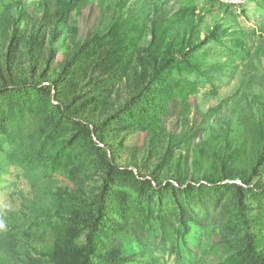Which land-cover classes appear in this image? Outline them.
Segmentation results:
<instances>
[{"label":"rangeland","instance_id":"1","mask_svg":"<svg viewBox=\"0 0 264 264\" xmlns=\"http://www.w3.org/2000/svg\"><path fill=\"white\" fill-rule=\"evenodd\" d=\"M226 1L0 0V264H81L100 209L90 264H257L246 234L264 253V161L252 177L264 152V0ZM183 3L198 46L171 50L182 32H167L178 72L145 92L153 25ZM124 17L131 26L101 40ZM54 97L95 124L137 105L136 121L102 129L116 163ZM241 180L246 224L226 184Z\"/></svg>","mask_w":264,"mask_h":264},{"label":"trees","instance_id":"2","mask_svg":"<svg viewBox=\"0 0 264 264\" xmlns=\"http://www.w3.org/2000/svg\"><path fill=\"white\" fill-rule=\"evenodd\" d=\"M212 4H219L220 2L218 1H213V0H207ZM130 20L127 17H124L122 21L116 23L115 28L111 29V31L104 37L101 38V40H107L110 39V37H112L118 26L121 24H125L124 27L127 26H131L129 24ZM196 25H197V19L195 17V9L194 7L190 6V5H186L185 3H183L179 9L177 10L176 13H174V15H172L171 17L161 20V21H156L153 25V30H152V37L151 39L147 42H149L148 44V52L150 54V60L152 62L153 65V71L151 73H148L145 75L146 81L144 83V87L145 92L149 91V87L152 83V81L157 77L160 78L161 76H163L164 74V70L169 68L172 72V74L178 72V70H176L175 67H171V61L173 60V53L168 52V54H165V50H164V46L166 43L170 42L171 39L168 36L167 32H171L172 29H176L180 30V32H182L179 37L177 38L176 41H174L171 50H173V48L175 46H184V45H188V47L190 48L189 50H191V52L198 46L196 43H193L192 41L194 40V34L196 33ZM123 27V28H124ZM221 33H219L217 30H214L213 32H211V37L213 40L217 41L219 40V35ZM111 40V39H110ZM120 43H123V41L121 40ZM192 53H190L191 55ZM80 59V54L78 51L75 52V54L72 57V60H69L66 62V64L63 66V69H68L72 66L73 63L78 62ZM17 88H21V84H18V86H16ZM45 88V87H44ZM182 91L183 93H186V90L182 87ZM53 92V90H51L50 88V94ZM90 93V92H89ZM54 99L58 102V104L56 105V108L59 109V111L61 113H63L65 116L68 117V119L76 124H82L84 128H86L88 130V135L90 137V139H92L93 141H95V138L97 139V145L108 155L111 154L112 155V161L113 163H116L117 161V155H116V147L117 145H110L108 144L104 138L102 137V129L109 123L112 124H116L119 123V119L118 117L122 120L121 122H125V120L128 117H131L132 121H136L137 120V116H133L132 112L134 110V108H136V104H134L132 101H128L124 107H122L119 110L115 111L114 115H110L108 116L105 120H102L101 123L99 124H95V123H90L87 122V119H82V116H77V115H73V109L71 108L73 104H75L76 101H73L72 104L71 103H65L64 101H61L59 98L54 97ZM61 102H60V101ZM116 118V119H115ZM82 120L81 122H79V120ZM123 123H120L121 127H125V125ZM110 142V141H109ZM264 161V152L262 151L261 154L258 157L257 163L255 164V166L253 167V174L252 177L254 175V173L256 171H258L260 169V167L262 166ZM112 162L109 165V169L107 171L106 177H105V183L108 185V182L111 180V174L114 171L115 165ZM135 166H137L136 168L140 169L142 168V166H144V164H138L135 163L133 164ZM144 177V176H141ZM147 178V177H146ZM150 178V177H148ZM154 178H156V176L154 175ZM222 180H226V179H221L217 182H209L211 185H216L219 182H222ZM153 181H155L153 179ZM230 182H235V181H230ZM237 182V181H236ZM242 183V185L244 187H240V186H236V185H231L234 187V189L236 190V195H237V199H238V205H239V215L241 217V219L243 220V222H245L246 224V218H245V211H246V205L244 202V194H243V189L247 186L250 185L251 181L248 180H241L239 181ZM175 183L179 186V187H183L185 186L186 182H182V181H175ZM160 184V183H159ZM197 184H199L197 182ZM162 185V184H160ZM168 186L170 187H174L171 183H168ZM189 186V185H186ZM201 186V185H200ZM224 187V186H223ZM106 192H107V187L106 185L104 186L102 192H101V207H104V203H105V196H106ZM102 207V208H103ZM102 218V210H99L98 216L97 218L94 220L93 224H95L91 230L90 233L88 235L87 238V250L82 258L81 264H90V259L92 258V256H94V234L96 233V229L95 226L96 224H98L100 222ZM255 226V223L252 222L251 224L249 223V221L247 220V226ZM246 240L248 243V252L250 254V256L255 259L257 264H264V253L259 252L257 247H256V242L257 240L255 239L254 236H252L251 234H246ZM253 244V245H252Z\"/></svg>","mask_w":264,"mask_h":264},{"label":"water","instance_id":"3","mask_svg":"<svg viewBox=\"0 0 264 264\" xmlns=\"http://www.w3.org/2000/svg\"><path fill=\"white\" fill-rule=\"evenodd\" d=\"M95 141L97 142L96 138H95ZM226 184L244 187L241 182H226Z\"/></svg>","mask_w":264,"mask_h":264},{"label":"built area","instance_id":"4","mask_svg":"<svg viewBox=\"0 0 264 264\" xmlns=\"http://www.w3.org/2000/svg\"><path fill=\"white\" fill-rule=\"evenodd\" d=\"M213 1H218V2H227L226 0H213Z\"/></svg>","mask_w":264,"mask_h":264}]
</instances>
